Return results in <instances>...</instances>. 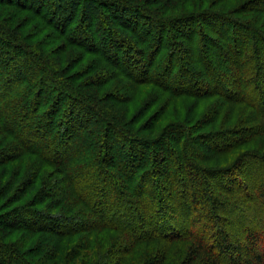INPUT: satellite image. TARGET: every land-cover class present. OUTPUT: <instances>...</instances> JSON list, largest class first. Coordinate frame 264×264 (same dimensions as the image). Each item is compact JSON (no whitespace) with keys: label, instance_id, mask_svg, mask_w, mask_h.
Segmentation results:
<instances>
[{"label":"trees","instance_id":"obj_1","mask_svg":"<svg viewBox=\"0 0 264 264\" xmlns=\"http://www.w3.org/2000/svg\"><path fill=\"white\" fill-rule=\"evenodd\" d=\"M43 1L0 0V264H264V0Z\"/></svg>","mask_w":264,"mask_h":264},{"label":"rangeland","instance_id":"obj_2","mask_svg":"<svg viewBox=\"0 0 264 264\" xmlns=\"http://www.w3.org/2000/svg\"><path fill=\"white\" fill-rule=\"evenodd\" d=\"M43 2H45V4H46L47 0H44ZM88 26H89V25H88ZM88 26H87V27H88ZM89 27H90V26H89ZM38 37H41V35L38 36ZM55 50H56V49H55ZM120 54H121V53H120ZM184 54H186V53H184ZM187 55H188V54H187ZM189 100H192V99H189ZM158 103H159V102H158ZM159 104H160V103H159ZM173 110H174V109H173ZM175 111H176V110H175ZM5 212H6V211H5ZM16 218H18L17 215H14V216L9 217V218H5V219H3V220L1 221V222H2L1 224H5V223L11 222V221H12V222L16 221V223H17V222L20 223L19 220H17ZM27 220H28V219H26V220L24 221L23 224H26V223H27ZM49 224H52L51 221H49V222L46 223L45 225L48 226ZM63 224H67L66 221H64ZM52 227H53L54 229H57V228H58L55 224L52 225ZM13 236H14V235H13ZM8 241H10V240H8ZM35 250H36V248H35V249H34V248H33V249H29L28 253H30V254H32V253L35 254V253L38 251V250H36V252H35ZM36 255H37V254H36ZM43 257H44V256H43ZM45 258H46V257H44V259H45ZM44 259H43V260H44Z\"/></svg>","mask_w":264,"mask_h":264}]
</instances>
